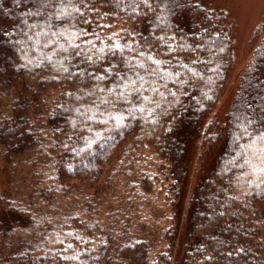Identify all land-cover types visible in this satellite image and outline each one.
<instances>
[{
	"label": "trees",
	"instance_id": "trees-1",
	"mask_svg": "<svg viewBox=\"0 0 264 264\" xmlns=\"http://www.w3.org/2000/svg\"><path fill=\"white\" fill-rule=\"evenodd\" d=\"M22 1L0 0V160L20 134L25 190L0 188V264H264V26L223 101L225 7Z\"/></svg>",
	"mask_w": 264,
	"mask_h": 264
},
{
	"label": "rangeland",
	"instance_id": "rangeland-1",
	"mask_svg": "<svg viewBox=\"0 0 264 264\" xmlns=\"http://www.w3.org/2000/svg\"><path fill=\"white\" fill-rule=\"evenodd\" d=\"M23 1L24 5H27L28 2H30V0ZM206 1L211 2L215 6L225 7L229 11V15L235 23L232 65L228 75L227 85L222 95L223 101H225L231 98L236 82L243 70L244 64L248 59L251 40L256 29L260 26H264V0ZM1 45L4 46L5 42H2ZM20 138H22V136L16 132L14 139H16L15 153L17 155H14L13 153L7 155V162L9 165L6 166L0 160V188L6 187V181L8 177H10L11 185H9V187H11V190L15 191L16 195L20 199H22L25 195V190L22 191L21 188L23 186L22 181L24 170L22 171L23 167H20L21 156H18L20 154L21 147L23 146ZM9 171L11 172L9 173Z\"/></svg>",
	"mask_w": 264,
	"mask_h": 264
}]
</instances>
